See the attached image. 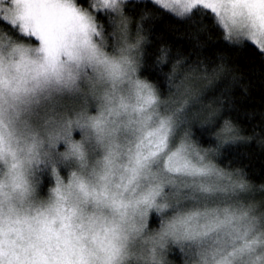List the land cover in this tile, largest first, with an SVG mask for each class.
I'll return each instance as SVG.
<instances>
[{
  "label": "clouds",
  "instance_id": "1",
  "mask_svg": "<svg viewBox=\"0 0 264 264\" xmlns=\"http://www.w3.org/2000/svg\"><path fill=\"white\" fill-rule=\"evenodd\" d=\"M147 2L0 0V264H264V180L225 159L264 152L225 114L243 77L165 43L149 65L152 15L127 12ZM151 2L264 45L253 0Z\"/></svg>",
  "mask_w": 264,
  "mask_h": 264
},
{
  "label": "trees",
  "instance_id": "2",
  "mask_svg": "<svg viewBox=\"0 0 264 264\" xmlns=\"http://www.w3.org/2000/svg\"><path fill=\"white\" fill-rule=\"evenodd\" d=\"M85 1L87 0H79V3L86 5ZM142 11H148L152 15L149 26L152 30L153 43L148 49L149 65L151 57L156 54L162 43L171 44L174 52L179 49L180 53L189 56L190 60L204 56L210 66L215 63L218 52L224 53L229 64L242 75V83L247 86V95L239 87L231 93L235 107L232 112L225 114L231 115L246 132L251 133L258 129L264 134V54L252 43L245 44L242 48L229 47L221 39L220 31L208 15H198L196 17L198 23L193 27L190 22L177 19L169 12L161 10L151 0L144 4H130L127 8L128 14L134 19L140 17ZM197 42L201 43L203 51L196 47ZM148 74L150 78L161 80L163 88L162 79L156 73ZM221 87L223 84L218 85L209 96H215ZM249 113L255 114L254 119L248 118ZM204 142L208 143L206 139ZM225 159L232 160L233 164L247 165L253 179L264 180V152L258 150L255 144L230 149ZM45 183L47 184V181Z\"/></svg>",
  "mask_w": 264,
  "mask_h": 264
},
{
  "label": "snow or ice",
  "instance_id": "3",
  "mask_svg": "<svg viewBox=\"0 0 264 264\" xmlns=\"http://www.w3.org/2000/svg\"><path fill=\"white\" fill-rule=\"evenodd\" d=\"M218 3V0H172V5H174L176 8H178L181 12L184 11H190L192 8H195L197 5H199L204 10H209L213 13H215L216 8L215 5ZM255 7V10L261 18H264V0H253ZM41 12L40 10L37 11V26H40V17ZM201 15L200 13L196 14ZM257 47L264 51V45L257 43Z\"/></svg>",
  "mask_w": 264,
  "mask_h": 264
},
{
  "label": "rangeland",
  "instance_id": "4",
  "mask_svg": "<svg viewBox=\"0 0 264 264\" xmlns=\"http://www.w3.org/2000/svg\"><path fill=\"white\" fill-rule=\"evenodd\" d=\"M85 2H87V1H85ZM81 4V3H80ZM83 5V4H82ZM157 223V220H156V218H155V216L153 217V219H152V224L153 225H155ZM177 259H178V257H177Z\"/></svg>",
  "mask_w": 264,
  "mask_h": 264
}]
</instances>
